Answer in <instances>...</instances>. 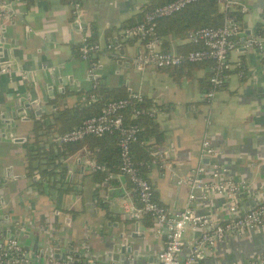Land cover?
<instances>
[{"label":"crops","instance_id":"crops-1","mask_svg":"<svg viewBox=\"0 0 264 264\" xmlns=\"http://www.w3.org/2000/svg\"><path fill=\"white\" fill-rule=\"evenodd\" d=\"M82 2L83 19L87 23L83 31L75 26L72 6L67 0H12L14 13L4 19L7 33L18 42L13 50L17 63L11 65V74L0 75V111L6 104L13 105L19 96L33 90L35 97L46 101L47 86L53 70L57 68L74 81H68L65 92H59L60 86H56L58 99L49 103L43 114L50 120L53 114L85 102L88 91L98 83L111 89L124 88L131 94L148 95L161 105L157 109L152 107L155 110L153 118L165 136L160 162L156 160L145 169V176L153 184L159 203L175 211L183 210L189 203L191 173L199 165H211L214 161L201 156L205 137L211 138L213 145L223 152L217 159L228 168L225 176L244 186L239 195V205L248 208L263 202L264 61L255 46L239 38L238 46L230 56L234 67L227 75L225 86L208 99L202 90L201 79L209 75L212 70L209 66L198 65L186 72H182V66L169 68L156 75V80L149 78L153 71L150 69L156 68L137 66L136 57L143 50V45L137 40L130 42L125 39L123 29L119 28L124 21L140 12L148 0ZM240 2L248 8L247 12L241 11L244 14L243 26L247 23L254 34L256 24L264 23V0ZM220 9L223 11L222 5ZM93 29L98 32L99 42L108 43L116 38L124 46L126 55L121 59L122 65L118 63V55H99L97 81L88 78V64L76 53L84 33L91 36ZM181 43L182 39L171 36V51L177 52ZM127 58H132L131 64ZM240 64L246 70L243 75L240 73L242 70L237 69ZM23 71L35 74L27 81L22 78ZM37 120L40 118L34 116L27 121L20 120L16 136L33 141ZM56 134L60 133L44 136L43 140L52 142ZM26 142L0 140V174L10 169L16 176L8 182L6 205L0 209V223L18 236L23 245L29 242L32 254H40L38 264H67L47 257L48 246L101 255L112 244L104 240L106 237L132 243L139 250L140 259H133L129 264H161L159 252L165 245L166 236L157 230L150 217L139 222L140 237L127 238L125 235L119 238L122 232L133 231L137 221L124 213V196L109 199L107 191L110 185L105 188L94 181L95 171L88 170L84 164L85 150L83 154L62 156L68 178L63 189H60V183L56 185L52 179L48 181L47 192L44 184L41 188L32 186L35 181L33 174L28 175ZM203 176L210 178V166ZM60 178L58 173L56 179ZM117 180L113 184H122L121 178ZM130 194L136 201V194L132 191ZM229 202L225 195L212 193L206 198L200 196L192 205L213 222L223 223L232 215L228 209ZM5 216H9L8 219ZM197 235L198 232L189 228L187 241H192ZM0 239L5 242L8 238L0 234ZM188 251L189 246H186L182 256ZM262 255L264 227L248 230L242 236L228 235L221 244L207 250L203 264H260L258 260Z\"/></svg>","mask_w":264,"mask_h":264},{"label":"built area","instance_id":"built-area-1","mask_svg":"<svg viewBox=\"0 0 264 264\" xmlns=\"http://www.w3.org/2000/svg\"><path fill=\"white\" fill-rule=\"evenodd\" d=\"M72 6L73 21L83 31V2L82 0H67ZM201 0H173L162 6L146 12L145 19L135 25L123 29V37L127 40H137L143 45V50L136 57L139 68H178L185 62H203L212 60V76L210 81L213 88L206 93V98L211 99L224 82H226L228 70L233 69L231 53L238 46V34L244 30V26L234 17L226 15L225 22L221 26H206L198 29L190 35V40L200 44L201 48L190 50L186 54H178L163 49V39L158 34V18L171 16L185 9L189 4ZM223 6L226 13L240 10L247 12L248 8L239 0H217ZM12 0H0V18L11 16L14 13ZM260 58L264 61V34L254 33L252 38ZM80 56L88 64V74L97 81V69L100 65L99 55L108 54L111 57L118 55V46L113 42L102 43L92 41L86 33L80 41ZM11 66L0 67V75L11 74ZM242 74V72H240ZM33 71H23V80H30ZM139 98L142 97L138 94ZM97 94H92L89 103L95 101ZM131 101L120 99L108 103L98 116L85 120L80 126L65 132L56 134L52 141L59 144L73 143L96 135L119 133L121 168L119 173H110L109 180L126 177V195L123 198V208L126 216L134 221L141 222L150 217L159 232H164L166 241L163 249L159 252L161 264H203L207 250L221 244L228 235L242 236L246 231L264 227V201L252 207L242 208L239 205V195L244 186L230 180L225 175L228 168L218 161L222 151L215 147L211 138L205 137L201 144V156L214 159L211 165H199L190 176L191 192L189 203L183 210H170L159 203L155 198L154 186L151 181L142 175L134 161L132 146L138 140L140 128L137 125H126L122 111ZM147 113L155 116V110L133 109V117ZM163 156V153H161ZM84 164L90 171L106 170V166L96 161L85 158ZM211 167L210 178L203 176L207 167ZM120 182V181H119ZM182 182V180H179ZM121 183V182H120ZM127 185V186H126ZM128 185L130 187H128ZM116 186L110 184V187ZM128 188V190H127ZM137 195L135 201L130 191ZM212 193L225 195L230 200L228 209L232 213L230 219L223 223L213 222L209 216L202 214L192 205L193 201L200 196L206 198ZM200 195V196H199ZM192 228L198 235L187 241V230ZM186 246L189 251L185 256L182 252ZM27 250L18 238H9L2 242L0 239V264L10 260L11 264H20ZM26 262L28 259L25 257ZM258 262L264 264V255L259 257ZM84 264H91L86 262Z\"/></svg>","mask_w":264,"mask_h":264},{"label":"trees","instance_id":"trees-1","mask_svg":"<svg viewBox=\"0 0 264 264\" xmlns=\"http://www.w3.org/2000/svg\"><path fill=\"white\" fill-rule=\"evenodd\" d=\"M170 1L173 0H148L142 7V10L130 19L124 21L119 29H124L143 21L146 12ZM226 15L234 17L235 20L240 21L243 25L244 14L240 10L226 13L220 9V3L217 0H201L189 4L185 9L171 16L158 18L157 30L159 36L163 39V49L171 51V36L183 40V43L177 46L176 53L178 54H186L190 50L201 48L200 44L190 40V35L202 27L223 25ZM254 33L264 34V23H257ZM97 36V30L93 29V33L90 36L91 40L98 41ZM133 41L134 40H130V42ZM76 53L80 56V46L76 47ZM213 64L214 62L212 60H205L198 63L187 61L182 66L181 70L182 72H186L187 69L191 70L198 65L209 66L212 69ZM240 65L241 67L237 69H241V72L245 74L246 70L244 65ZM156 70L163 71L166 69L156 68ZM231 72L232 70H228L225 75ZM212 73L213 70L209 72L206 78L201 79L202 90L205 93L213 88L210 81ZM225 84L224 82L221 87L225 86ZM94 93L97 94V98L95 101L89 103L91 95ZM120 99H129L131 101L130 105L122 111L125 124L137 125L140 128L138 140L134 142L132 146L136 166L140 169L142 175L145 176V169L147 166L151 165L152 162L156 160L160 162L162 153L160 151L165 141V136L160 130L158 123H156L153 116L147 113L141 114L136 118L132 116V113L134 108L151 110L152 107H155V109L161 108V105L156 104L154 99L148 95H142V97L139 98L138 94H131L124 88L111 89L104 84L98 83L94 88L88 91V99L85 102H81V104L75 108H68L53 114L52 120L49 119L48 115H45L43 119L35 122L34 139L33 141H27L25 146L27 148L28 157V175L33 174L34 178L36 177L34 181L38 188L42 187L41 184H44V180L48 182L52 179L56 182V185L60 183V189H63L68 177L67 168L63 166L62 156L75 155L78 153L83 154L84 150V158L88 157L106 166V170H97L93 173V178L96 183L107 188L110 184L118 182L117 179L109 180L108 176L110 173H119L121 168L119 133L115 132L102 136L92 135L83 140L66 144H59L54 141L49 142L48 140L44 141L43 137L56 132L60 134L68 132L80 126L88 118L98 116L108 103ZM138 152H140L139 157ZM142 162L143 164H141ZM58 169H61V171H57ZM36 170H38V174L34 175ZM58 173L61 176L60 180L56 179ZM128 187L130 186L128 185ZM136 201L138 202V198ZM2 264H11V262L8 260ZM20 264H27L25 257H22Z\"/></svg>","mask_w":264,"mask_h":264},{"label":"water","instance_id":"water-1","mask_svg":"<svg viewBox=\"0 0 264 264\" xmlns=\"http://www.w3.org/2000/svg\"><path fill=\"white\" fill-rule=\"evenodd\" d=\"M240 1V0H239ZM76 26V24H75ZM86 29L87 23L84 22L82 24ZM78 27V25H77ZM238 37L242 39L243 42H248L250 46L253 45L252 38L254 37L253 30L248 27L247 23H244V30L238 34ZM111 42H115V44L119 48L118 52V63L123 64V58L126 57L125 55V48L123 45H120L115 38L114 40L111 39ZM17 40L11 38L7 33V26L5 24V19L0 18V67L3 65L11 66L13 63H17L16 58L13 57V50L16 48ZM129 64L132 63V58H127ZM88 78L93 80V77L88 74ZM69 82H73L74 79L71 76L61 74V69L57 68L53 70L52 78L48 83V99L43 101L41 98L35 97L33 95V91H29L26 94L19 96L15 101L14 104H6L5 107L2 108L0 111V140H14L16 142H26L27 137H20L16 136V129L18 128V122L30 120L32 116L37 119H43V114L46 111L49 103L53 100L58 99V95L56 94V86H60L59 92H65L64 87ZM63 87V88H61ZM56 108V105L53 106ZM208 161V160H207ZM16 179V176L12 173L10 169L5 170L2 174H0V209L1 207H5L6 205V198L5 192L8 185L9 180ZM36 178V177H35ZM34 178V180H35ZM121 183L115 187H110L108 189V198H121L126 195V187L123 185L126 183V177H121ZM44 188L47 192H49L48 182L46 180L43 181ZM35 184L32 182V186ZM36 187V185L34 186ZM30 189V188H29ZM248 205V202L246 203ZM9 216H5V219H8ZM1 219V218H0ZM136 226L134 230L125 233L122 232L119 235V238H124L125 235L127 238H137L140 237L138 234V226L139 222H136ZM0 234L5 235L8 239L9 238H17L11 234L9 230L4 228V226L0 223ZM142 236V234H141ZM109 238V239H107ZM106 242H111V247L106 252L101 255H94V254H82L79 252H75V250H68L63 248L61 250H57L55 247H47L49 249V254L47 257H51V259L56 261H63L67 264H84L86 262H90L91 264H97L98 261H101V264H129V262L133 259H140V252L138 249L134 248L132 243L127 242H120V240H116L114 237H106L104 239ZM24 248L27 250V254L25 257L28 259L29 264H38V259L40 258V254L37 253L32 254L31 247L29 242L27 241L24 245ZM35 253V252H33ZM85 255V256H83ZM74 256L77 259H74ZM100 264V263H99Z\"/></svg>","mask_w":264,"mask_h":264},{"label":"rangeland","instance_id":"rangeland-1","mask_svg":"<svg viewBox=\"0 0 264 264\" xmlns=\"http://www.w3.org/2000/svg\"><path fill=\"white\" fill-rule=\"evenodd\" d=\"M150 70H153V71H151L150 73H151V76H149V78H151L152 80H156L155 78H156V75H159L160 73H161V71H156V70H154V69H150Z\"/></svg>","mask_w":264,"mask_h":264}]
</instances>
